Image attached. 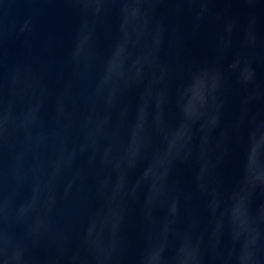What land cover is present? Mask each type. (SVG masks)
I'll use <instances>...</instances> for the list:
<instances>
[{
	"label": "water",
	"instance_id": "95a60500",
	"mask_svg": "<svg viewBox=\"0 0 264 264\" xmlns=\"http://www.w3.org/2000/svg\"><path fill=\"white\" fill-rule=\"evenodd\" d=\"M0 264H264V0H0Z\"/></svg>",
	"mask_w": 264,
	"mask_h": 264
}]
</instances>
